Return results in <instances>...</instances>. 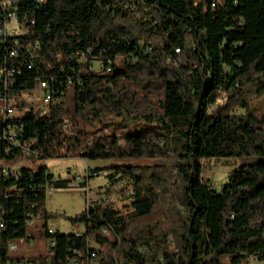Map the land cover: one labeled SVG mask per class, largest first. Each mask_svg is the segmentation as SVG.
I'll return each instance as SVG.
<instances>
[{
  "label": "trees",
  "instance_id": "obj_1",
  "mask_svg": "<svg viewBox=\"0 0 264 264\" xmlns=\"http://www.w3.org/2000/svg\"><path fill=\"white\" fill-rule=\"evenodd\" d=\"M247 5L13 0L22 31L14 37L30 44L32 55L24 51L12 59L18 69L5 91L18 99L44 79L53 100L45 116L23 100L15 105L22 115L0 119V264L19 262L9 244L28 236L30 241L35 218L42 221V237L54 245L31 264H84L90 251L102 256L100 264L264 260V161L235 167L218 191L201 163L264 157V115L252 104L264 97V0L250 19ZM0 46V65L9 63ZM114 118L158 129L123 137L90 130ZM69 156L158 162L109 166V182H125L119 204L116 195L110 204L91 200L68 217L83 226L76 237L47 231L53 214L45 207L46 192L69 186L71 179H55L45 166H12L22 158ZM94 170L101 168H86L80 188ZM171 188L175 195H166ZM102 226L107 229L87 246L86 234H100Z\"/></svg>",
  "mask_w": 264,
  "mask_h": 264
},
{
  "label": "rangeland",
  "instance_id": "obj_2",
  "mask_svg": "<svg viewBox=\"0 0 264 264\" xmlns=\"http://www.w3.org/2000/svg\"><path fill=\"white\" fill-rule=\"evenodd\" d=\"M258 0H248V19H250V15H253L254 10L257 6ZM252 20L254 18H251ZM15 21L8 24L10 29H16ZM249 21L246 22V30H248ZM38 91L34 92L33 95H24L25 98L29 101H34L36 103ZM257 107V110L260 114L264 115V97L260 99H256L252 101ZM23 114V110L16 109L15 115L19 116ZM264 126V124H263ZM98 130L106 135H116L119 137H123L127 134L134 133H142L145 131L157 130L158 127L154 124H147L142 121H123L119 118L114 119H106L102 120L101 123H96L95 127H91L90 130ZM258 161H264V157H242L230 159L228 161H224V159H206L201 161L204 171V176L209 179L210 185L213 189L218 191L221 186L226 182L227 176L231 170L240 164L247 163H255ZM158 160L152 159H137V160H111V159H94V160H86L80 156H69L62 158H22L15 162L12 166L15 168H19L21 166H25L36 171L39 167L45 166L50 173L53 174L55 179L61 178H70L72 183L76 181H80L81 176H85L86 168H101L102 173L97 175H91L90 177L85 179L86 187H87V195L89 197H96V195H101L103 193H109L110 195H116L117 202L115 205L118 206V196L120 194V189L125 182H109L107 179V174L110 169L109 166L112 164H125V165H152L157 163ZM165 164H168V160L164 161ZM80 178H77L78 176ZM77 178V179H76ZM175 181L177 182V178L175 177ZM130 188V186H128ZM54 193L52 196H46L45 199V207L46 210L53 214L51 218L48 219V225H53L56 230L60 233H71L73 229V225L67 219L68 217H72L82 210H84L86 206V201L84 198V190L85 188H77L74 186H66L64 188L53 189ZM174 188H171L170 191L166 195H175ZM158 216L161 215V210L157 213ZM41 221L39 218H35L34 222ZM81 230L83 226L80 225ZM35 229V228H34ZM32 242V243H30ZM20 243L26 244L25 241ZM19 244V243H18ZM18 248H16L17 250ZM15 250V251H16ZM48 250V239L45 237H36L29 241V250L25 245L21 246V250L18 256L26 257L27 259L35 258L40 255L46 254ZM31 252V253H30ZM33 255V256H32ZM230 256L224 255L222 257V261L228 263ZM246 264H264V260H258L254 257H248L246 259Z\"/></svg>",
  "mask_w": 264,
  "mask_h": 264
},
{
  "label": "built area",
  "instance_id": "obj_3",
  "mask_svg": "<svg viewBox=\"0 0 264 264\" xmlns=\"http://www.w3.org/2000/svg\"><path fill=\"white\" fill-rule=\"evenodd\" d=\"M12 3H13V0L0 1V44H3V47L7 49L8 57L11 58L9 63H7V61L4 60L2 61V64L0 65V85L3 88V90H0V119L6 120L11 117H14L15 110L17 109L15 105H17L19 101H23V100H26L29 104L31 103L34 104L37 107L39 114L42 116H45L50 111L53 98H52V94L50 90L48 89V83L44 79H38V83L36 84L35 88L32 89L30 92L22 93V95H20L18 99H16L15 96L8 97L5 91L7 83L12 79L15 69H18V67H16V65L14 64L15 61H13L12 59L14 57L19 56V54H21L24 51H29V55L30 56L32 55L31 45L30 44L25 45V46L20 45L18 44V42L16 41L14 37L17 34H20L22 31L20 27L18 26L16 15L14 14L13 7L11 6ZM13 19L16 23L15 24L16 29H10L8 25L13 21ZM36 47H38V44H36ZM0 50H1V46H0ZM27 67L30 68V64ZM36 91H38V94H37L38 98H37L36 103H34V101H29L27 100V98L24 97V95H28V96L33 95V93ZM7 128L9 130L8 131L9 135H11L9 138L13 139L15 135V131L13 127L10 124H7ZM101 173H102L101 170H94L91 174L97 175ZM85 175H87V172L85 173ZM76 177L80 178L79 175ZM82 178L83 177L81 176L80 181H76L73 183L71 182L69 185L80 188L79 183L82 181ZM83 188H85L84 198L86 201V206L91 200H99L102 203H109V204L114 201V197L111 195H96V197L91 198L89 197L90 195H87V187L85 186ZM53 193H54L53 188L49 187L46 192V196H52ZM104 229H107V228L104 226L100 227V234H89V235L86 234V237H85L86 245L93 247L95 245L94 235H101V231H104ZM47 231L48 233H53L54 228L50 226L48 227ZM71 232L76 237H81L83 235V231L81 230L79 224H74ZM84 232H85V229H84ZM22 241H25V239H19L17 242L9 244V252H14L18 246V243ZM48 245L53 246L54 241L53 240L48 241ZM19 257H20V260L17 264H31L30 258L27 259L26 257H21V256ZM77 257L82 259L83 257L82 253L78 252ZM101 258L96 254V252L90 251L85 256L83 263L84 264H100ZM71 264H80V263H78L76 259H73L71 261Z\"/></svg>",
  "mask_w": 264,
  "mask_h": 264
},
{
  "label": "crops",
  "instance_id": "obj_4",
  "mask_svg": "<svg viewBox=\"0 0 264 264\" xmlns=\"http://www.w3.org/2000/svg\"><path fill=\"white\" fill-rule=\"evenodd\" d=\"M41 226H42V221H36V222H34V220H33V224L31 225V227L29 228L28 227V233L30 232L31 233V240L34 238V236H36V237H40L41 238V233H40V228H41ZM49 227L51 226V227H53L54 228V230H56V228L53 226V225H48ZM35 228V229H34ZM30 240V241H31ZM25 242H26V244H24V243H19L18 244V246H17V250L16 251H14L13 253H11L13 256H18L19 255V252H20V250H21V246L22 245H25V246H27L28 247V250H29V236H28V240H25ZM30 243H32V242H30ZM31 253V252H30ZM33 256V255H32Z\"/></svg>",
  "mask_w": 264,
  "mask_h": 264
}]
</instances>
